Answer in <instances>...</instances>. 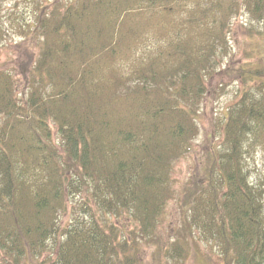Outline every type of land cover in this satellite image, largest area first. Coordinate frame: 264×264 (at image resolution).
<instances>
[{
    "label": "trees",
    "instance_id": "obj_1",
    "mask_svg": "<svg viewBox=\"0 0 264 264\" xmlns=\"http://www.w3.org/2000/svg\"><path fill=\"white\" fill-rule=\"evenodd\" d=\"M242 12L264 25V0H54L37 16L25 89L0 70L3 264H135L141 242H157L171 166L197 135L206 79ZM260 53L243 77L264 75ZM262 85L226 113L192 196L188 222L222 264H264L262 189L244 170L246 153L264 150ZM175 236L164 252L182 256Z\"/></svg>",
    "mask_w": 264,
    "mask_h": 264
},
{
    "label": "rangeland",
    "instance_id": "obj_2",
    "mask_svg": "<svg viewBox=\"0 0 264 264\" xmlns=\"http://www.w3.org/2000/svg\"><path fill=\"white\" fill-rule=\"evenodd\" d=\"M1 1L6 35L0 43V70L11 73L20 92L25 89L29 68L39 51L38 40L30 41V32L37 16L49 9L54 0ZM229 29L228 54L219 60L218 71L206 79V94L197 119V135L187 152L171 166L169 198L156 227L157 242L151 239L142 241L139 253L135 255V259H138L135 264H222L216 241L188 222L195 215L191 208L192 196L199 188L195 183L200 181L204 184L209 174L211 161L224 135L226 113L244 91L251 88L256 93L253 89H263L264 81L261 74L252 80L243 77V71L256 66L250 62L260 60L259 55L264 47V37L260 32L264 30V25L249 20L242 12L230 20ZM244 170L249 181L261 187L264 209V150L253 148L246 153ZM68 219L67 214H63L62 224ZM120 220L125 230L134 228L133 221ZM176 234H179L178 241L184 247L182 256L164 252V246L169 248L166 245L176 238ZM50 242H46L47 248L39 256L40 259H46L53 250V242Z\"/></svg>",
    "mask_w": 264,
    "mask_h": 264
}]
</instances>
